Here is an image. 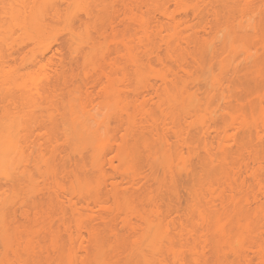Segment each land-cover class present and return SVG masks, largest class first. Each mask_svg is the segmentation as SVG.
Segmentation results:
<instances>
[{
    "label": "rangeland",
    "instance_id": "obj_1",
    "mask_svg": "<svg viewBox=\"0 0 264 264\" xmlns=\"http://www.w3.org/2000/svg\"><path fill=\"white\" fill-rule=\"evenodd\" d=\"M149 1L153 2L152 0ZM149 1L147 2L150 3ZM160 1L159 5L156 4L158 6H155L154 3L159 2V0H154V3L148 5L147 2L143 1L147 6L140 4L141 7L139 9L140 5L137 3L140 2L136 0H0V29L2 30L0 31V55L2 56L0 58V78L6 71V73L9 71V74L11 71L13 72L12 74L20 75L21 79H24L26 86L19 90H7L4 87L0 89V113L6 114L9 111L8 115L16 118V121H13V130H10L11 132L13 131V135L20 136L19 138L23 137L20 140L21 149L24 151V158L26 155L29 160L22 161H25L23 163L26 164V171L32 174H30L32 177H29L30 175L26 172L28 175V177L25 176L26 179L23 176L24 181L22 182H26L29 189L26 188L24 183L22 188L18 187L21 182L18 178L22 177L19 176V173L17 175L18 178L16 177L17 179L13 178L16 180L15 182L19 180V183L11 182L16 169L13 171L14 174L9 169L12 172L11 177L9 172L0 174V199L8 201L11 198L10 201L12 202L4 203L2 208H4V211L11 209L15 212V217H13L15 222L12 220L15 224L11 220L9 223L17 225V229L20 230V232L17 231L20 235L19 241L17 240L19 242L18 246L22 244L20 246L22 248L25 237L33 231L34 238L35 235L37 238H35L37 241L33 238V241H36L34 244L35 255L37 254L38 258L41 257V259L37 258L38 260H36H42L43 264L47 262V264H83L88 258L85 257L86 249L87 251L93 249L89 236L91 230L99 231L102 235L105 250L104 257L108 261L105 264H136V259L142 253L138 252L139 244L136 247L133 241L139 238L140 233L149 224L151 229L156 230L154 232H158L161 236L166 235L172 241L171 248L166 250V238L164 236L161 238L162 247L159 249L158 264H216L217 257L215 256L217 255L212 250V238L216 233H213L212 229H208L210 225L202 218V214L207 208L203 198L198 197L201 194H208L206 191L208 189L207 183L212 180V176L207 174L210 165L207 157H205L204 145L225 137H240L242 135L245 137L243 146H237L236 143L234 144L231 141V138L225 145L228 148L225 168L230 171L231 176L227 178L221 176L222 173H219L216 175L218 179L211 181L214 189L212 204H218L215 195L219 192L220 187L227 185V183H232L239 187V190L235 191L233 189L225 192V197H228L229 193L232 192L235 196L233 199H238L239 204L244 208L241 222L236 226L233 223L230 229L233 230L234 234H238L239 231L244 232L243 224L249 222L256 227L257 231L256 234L246 237V240L244 239L243 241V246L244 244L246 246H244V251L247 256H233L230 253L225 264H261L253 254L252 247H250L253 239L261 242L264 247V191L260 190V182L264 185V140L260 141L255 135L261 128L255 129L254 127L252 130L246 131L238 127L237 120L225 123L229 115L219 109V107H223V104L231 103L235 96L240 95V88L237 87V78L234 77L232 71L229 70V67L221 69V65H225L227 61L220 63L219 59L220 57L221 60L224 58L226 54L224 53V55L222 52H225L227 48L218 46L220 43H228L229 40H232V30L238 20L226 19L225 16H229L225 12L223 13L225 16H219L220 14L217 17L213 16L212 7L210 6L217 5L216 0H211L214 5H211L208 0ZM236 1L238 6H235V9L240 8V13H245V0ZM189 4L199 5L207 13L203 11L204 15L202 14V17H195L191 12L192 5L189 7ZM256 4L262 9L264 0H254L252 5L256 6ZM32 8L37 9V12L40 13V17L38 16L40 22L37 20L38 23L35 26L38 31L31 28L28 20L26 24L28 23L27 27L29 30L27 31L26 27L23 30L20 29L26 20L23 19L24 22H22V17H19L22 24H15L16 22L12 21L13 14L11 13L13 11L18 13L17 10H20L19 12L25 10L27 13ZM162 9H167L168 12L174 13L175 21L178 24L176 29L178 33L175 31L177 33L176 36L172 35L174 34L173 30L169 31L166 29L171 21L160 13ZM242 9L245 11L243 12ZM238 10L236 9V12ZM9 15H12L11 20ZM143 23H148V30L141 28ZM231 23L234 24L231 25ZM3 27H6L4 29V31L7 30L6 32L3 31ZM167 37L170 40L177 39V42L180 41L178 43H183L180 45L185 46V48L183 47L184 51L187 50V54L184 55L183 59L180 58L181 60H179L177 56L171 57L167 55V45L164 43V39ZM186 40L190 41L189 44L186 43L188 45L185 44ZM201 41L204 43L209 41L207 42L209 43L208 46H214L211 47L214 51L211 49L207 50L208 53L215 52V56L211 55L214 58L209 61L207 57L209 54L207 53V56L205 54L209 65L206 64L202 57V63L199 60L202 65L205 62L204 65L209 66V69L205 68L207 66L201 67L197 65L195 62L197 60L193 57L195 52L198 55L197 43ZM128 42L130 45H128ZM147 43L146 47L145 44ZM128 46L130 47L129 54ZM226 46L228 47V45ZM146 49L149 50L148 54L144 53ZM230 49L228 48V50ZM60 50H62V53H60ZM231 51L234 52L233 50ZM232 52L229 53L227 51L233 57L238 56L239 52H236L237 54L235 52L232 54ZM217 54H221L220 57H217ZM68 57L70 58L68 59ZM229 57L231 58V56ZM229 57V60L234 59ZM64 63L66 64L64 65ZM181 66H184V68L182 67L184 70ZM232 66H236L234 68L235 73L240 76H244L248 69L249 72L252 71L251 62L245 61L240 55ZM185 69H187V72H185ZM162 74H168L170 78L172 77L171 81L176 76L182 77L180 79L186 81L187 89L194 93V96H196L195 101L198 100L202 105L196 112V116L200 121L194 123L197 117L194 112L190 111L183 118L181 117V126L173 124L171 121L172 115L178 114V112L172 109L170 95L164 94L165 91L162 90L163 84L159 78ZM210 76L219 77L223 79L222 81H227L223 82V84L216 83L214 85ZM63 77L64 79H62ZM57 78L61 79L58 80ZM251 82L253 83V81ZM51 84L52 87L56 88L53 89L48 86ZM150 84H152V87L158 88L157 94L156 92L148 93V91L154 89L149 88L150 90H148L147 86ZM167 84L169 86L170 82L168 81ZM145 85L147 86L144 87ZM257 85L259 86V88L257 86L259 94H262L263 97L260 103L264 106V83ZM216 86H218V89ZM222 87H228L233 97L231 94L223 95L224 88ZM47 88L52 90L53 95L50 93L51 90L44 93ZM134 90L143 91L144 96L141 94L143 96V99H141L140 95H138L137 105H128V112L133 115L134 121L139 123L134 128L136 131L134 130L131 133L132 130L130 131L129 129L132 126L128 125L126 120L128 117H123L128 112H124V109H122L125 115L122 114L123 112L118 111L121 115L115 116L113 114L116 113L107 110V104L113 101L111 98L113 92L123 93L127 97L128 94L133 95L131 91ZM256 96V94L250 95L249 99H254ZM66 99L73 101L76 108H79V103H82L87 110H92L96 114L98 112L104 113V115L100 113V117L103 118L104 122L100 137L101 147L99 149L102 170V189L100 192L80 193L78 190L73 189L74 174L72 175V173H75L76 166L84 161L79 159L80 156L78 157L80 153H78L77 147L80 142L75 140L77 136L70 127L66 131V128L62 127L63 124L60 122L58 124L60 126H56L57 129L51 127L53 119L61 120V104ZM208 102H210V108L206 109ZM139 104H142V106ZM3 108L7 110L2 112ZM52 113L56 117L54 116L53 118L51 116ZM1 114V119L4 116H8ZM73 115L77 118L75 114ZM26 116L30 119L28 120ZM2 121L4 122V120ZM154 121L157 122L153 123ZM261 122L264 124V111ZM4 123L2 126H4ZM17 123H20V126ZM259 124L261 123L258 121ZM91 125L95 124L92 123ZM201 126H203L206 133L201 132ZM138 131H140L139 134H142L141 131H143L148 135H146L147 139L143 143L147 142L146 144H150L144 147L146 144L138 143V157L129 165L128 163H119L114 156L121 151L123 145L126 144L128 146V143H136V139H134L136 135L134 133ZM158 135H163L168 143L174 144L179 149L187 160L186 166L177 165L175 160L168 165L162 161L161 158L166 156L169 151H167V144L163 146L155 144L156 141H159L156 138ZM68 137L69 139H67ZM30 139L33 144L30 143ZM64 139L70 144L66 145ZM153 146L156 150L161 147L162 152L164 151L162 155L157 152L156 156L158 159H155L151 152L148 151ZM84 149L88 151L89 148ZM67 150V156L70 159L65 157ZM80 150V152L83 151L81 148ZM85 150L81 153L85 157H81L86 160L88 152ZM34 159L38 164H35L36 161ZM43 162L45 164L49 162L47 166L52 167H48V169L45 164H41ZM19 164L21 165V163ZM88 164L89 162L87 161L86 164L85 161L84 165L80 166L84 167ZM20 165H18L19 168L22 166ZM12 166L15 168L14 165ZM38 166L39 170L36 169ZM87 167L88 170L89 165ZM246 167L248 171H245ZM19 168H17V172ZM80 168L78 167V170ZM41 170L43 171V173L41 172L42 176ZM78 170L75 174L79 172ZM82 170L81 168L80 173ZM165 170L172 171L178 177L175 178L177 179L176 182H178L177 185H179L175 197L172 195V191L169 190L170 178L164 172ZM250 171L256 173L255 177L251 176ZM28 178L32 179L28 180ZM132 179L134 183L131 182ZM227 179L228 181H224ZM112 186H117V191L113 192L111 190ZM37 189L40 190L38 191ZM31 191L32 194L30 193ZM27 193L31 195L29 196ZM32 195L35 198L32 199ZM49 197L52 198L48 199ZM125 197L130 202L126 203ZM31 199H35L34 201L39 200L41 208H37L34 211L33 208H29V203L32 202ZM55 200L58 201L56 202ZM23 202L28 206H24ZM46 203L47 205L52 203V205L49 204L47 206ZM43 205L46 208L50 206L49 208L52 210L46 209ZM21 206L23 209L28 210V218L22 214ZM46 210L47 213L49 210V214L46 213ZM35 212L36 214L39 213V216L35 215ZM42 213L43 216L40 217ZM34 215L42 220L45 217L47 219V215H49L48 219L51 220L49 224L51 227L46 219L44 221L46 220L47 224L43 221L41 224H35V227L36 217ZM7 217L6 220L8 219ZM7 221L6 229L12 232L13 224H9ZM38 222L41 221L38 220ZM29 225H32L34 230ZM47 226L52 228L51 230L54 231L53 235H57L60 242V250L63 253L57 254L53 250L57 254L55 255L51 251L49 247L51 245H49L51 237L49 235L51 232L49 233V231L51 230L50 228L48 230ZM24 228H31V233L22 231V229L25 230ZM14 231L11 237L12 239H18L16 238L18 233L16 234ZM17 241L13 240L11 247H15ZM239 245V243H234L235 248H238ZM248 247H250V250ZM142 248L144 250L143 254L151 258V252L146 250L149 248L144 247V245H142ZM0 252H2V248ZM7 253L9 254L7 257L13 258L11 249H8ZM45 256L51 259L45 262ZM2 263L4 264V260Z\"/></svg>",
    "mask_w": 264,
    "mask_h": 264
},
{
    "label": "bare ground",
    "instance_id": "obj_2",
    "mask_svg": "<svg viewBox=\"0 0 264 264\" xmlns=\"http://www.w3.org/2000/svg\"><path fill=\"white\" fill-rule=\"evenodd\" d=\"M44 1V0H42ZM137 2H140V3H137V4H145L143 1L147 2L149 0H136ZM153 2H150V3H154V0H152ZM158 1V0H156ZM184 1V0H182ZM194 1V0H193ZM211 5H214L213 2H211V0H208ZM214 1V0H212ZM244 1V0H243ZM161 1L159 0V2H155V6H158ZM189 2V1H188ZM217 5H214V6H210L212 7V14H214L213 16L217 17L218 14H220L219 16H222L223 13H227V15L229 17H233V18H229L225 15V18L227 19H234L235 21H237L233 27V30H232V34H231V38L232 40H229L228 43H220L218 44L219 47H225V49L227 48V50L224 52H222L225 56L224 58H222L221 60V57L220 55L217 54V57H220V63H222L223 61H227V63H225V65H221V69H226L227 67H229V70L232 71L233 75L236 79V81L238 82L237 83V87L240 88V95L238 96H235L233 98V100L231 101V103L227 102L225 104H223V107H219L220 110L222 111H225L228 115H229V118L226 120L225 123H230V121L232 120H237V123H238V127L243 129V130H252V128L255 127V129H257L258 127H260L261 129L259 131H257L255 133L256 135V138L259 139L260 141L264 140V124L261 122V118L263 117V111H264V106L261 105L260 101L263 100V97H262V94H259V89H257V84H262V82L264 83V12L262 13V11L264 10V6L262 9H260L261 7L258 6V4H256V6H253V2L254 0H245L244 1V5L246 6V12L243 13L245 10L242 9V13H240V8H236L238 11L236 12V9H235V6H238L236 5L237 4V1L236 0H216L215 1ZM214 2V3H215ZM135 3V4H136ZM147 2V5L150 4ZM196 3V2H195ZM158 4V5H156ZM206 4V3H205ZM141 5L139 6V9L141 7ZM145 4V7L147 6ZM190 5H192V14L195 15V17H202V14L204 12H206V10H204L202 7H200L199 5H196V4H189V7ZM203 5V4H202ZM251 6V8H249ZM217 6V8H216ZM214 7V8H213ZM137 8H138V5H137ZM189 9V8H188ZM234 12H233V10ZM261 12H260V10ZM31 10V11H30ZM27 13H29L27 15L26 11H21L19 12L17 10L18 13L14 12L11 13L13 14V17L12 15L10 16V20H11V17H12V21L14 20V22H16L15 24L19 23V24H22L21 23V18L19 17H22V22L23 19H25V23H23V27H21L20 25V29H25L24 27H26V30L28 31L29 28L27 27V20L31 26V28H35L36 26V23L37 20L39 21L38 19V16L40 17V13L37 12V9L35 8H32L30 9ZM130 10V8H129ZM16 11V10H15ZM150 11V10H149ZM204 11V12H203ZM56 12V11H55ZM236 12V14H235ZM240 14H239V13ZM21 13H24L21 15ZM161 14H163L164 17H166V19L170 20L171 23L170 25L166 28L167 30L171 31L173 30V33L172 34L173 36H176L177 35V27H178V24H177V21H175V17H174V13H171V12H168L167 9H162L160 11ZM186 13V12H185ZM207 13V12H206ZM205 13V14H206ZM230 13H234V14H231ZM201 14V15H200ZM241 15V18L239 19V17ZM17 15V16H16ZM27 15V17H26ZM197 15V16H196ZM199 15V16H198ZM204 15V14H203ZM236 15V16H234ZM15 16V17H14ZM17 17V18H16ZM26 17V18H24ZM238 17V18H237ZM16 18V19H14ZM237 18V19H236ZM244 18V19H243ZM19 19V20H17ZM196 20V19H195ZM201 20V19H200ZM233 20V22H234ZM231 21V20H230ZM40 22V21H39ZM225 22V21H224ZM228 23V22H227ZM230 23V22H229ZM12 24V23H11ZM18 24V25H19ZM234 23H231V25H233ZM3 25V24H2ZM10 25V24H9ZM7 26V25H5ZM11 27V26H10ZM6 28V27H5ZM3 27V31L5 29ZM141 28L143 30H148V23H143L141 25ZM11 29V28H9ZM37 30V29H36ZM0 31H2L0 29ZM7 31V30H6ZM4 31V32H6ZM25 31V30H24ZM38 31V30H37ZM177 33H176V32ZM35 32V31H34ZM228 34V32H227ZM37 37V35H36ZM230 38V37H229ZM38 41V40H37ZM187 42L186 43H190L189 40H186ZM210 41V40H209ZM207 41V42H209ZM228 41V40H227ZM130 42V40H129ZM128 42V45H130ZM180 42V41H178ZM177 42V39H173V40H170L168 37L166 39H164V43L167 45V50H166V53L167 55L169 56H177V59L181 60L183 59V57H185L184 55L187 54V50L184 51L183 50V47L185 48V46H181L180 44H183V43H178ZM206 42V41H205ZM204 43L203 41L197 43V51L198 52V55H197V52H195L193 54V57H195V59L198 61H195L197 63V65H200L201 67H204V66H207V65H204L205 62H203V65L201 64L202 61H206V64L209 65V61L210 59L214 58L213 56H215V52L213 53H208L207 50H213V48L211 47H214V46H208L209 43ZM211 42V41H210ZM186 44V45H188ZM211 44V43H210ZM214 45V43H212ZM222 44V45H221ZM146 47L148 45L145 44ZM228 45V47L226 46ZM60 47V46H59ZM58 47V48H59ZM64 47V46H63ZM72 47V46H71ZM70 47V48H71ZM127 47V46H126ZM129 47V46H128ZM182 47V48H181ZM210 47V48H209ZM223 47V48H224ZM252 47V49H251ZM62 48V47H61ZM69 48V49H70ZM228 48H232L230 50H228ZM128 54L130 52V47L128 48ZM59 50V49H58ZM148 49H146L144 52L145 54H148L149 50L147 51ZM218 50V49H217ZM233 50L235 53L239 52L237 55L239 56H242V59H244L245 61H250L252 66V71L249 72V69L244 73V76H240V75H237L234 70V68L236 66H232L233 65V62L238 58L237 57H233L231 53ZM57 51V50H56ZM55 51V52H56ZM62 53V50H60ZM131 51H132V48H131ZM183 51V52H182ZM206 51V53H204ZM210 51V52H212ZM227 51H229V53H227ZM54 52V51H53ZM133 52V51H132ZM219 52V51H218ZM232 52V54L234 53ZM58 53V54H60ZM64 53V52H63ZM200 53V54H199ZM209 55H208V54ZM152 54V52H151ZM205 54L206 56L208 57L209 61L206 60L207 57H205ZM228 54V55H227ZM64 55V54H63ZM157 55V54H156ZM181 55V56H180ZM211 55H213L211 57ZM59 56V55H58ZM61 56V55H60ZM158 56V55H157ZM167 56V57H169ZM180 56V57H179ZM200 56V57H199ZM229 56H231V58L233 57L234 59H231ZM2 56L0 55V58ZM203 60H202V58ZM205 57V58H204ZM223 57V56H222ZM228 57L231 59L229 60ZM60 58V57H59ZM63 58V57H62ZM70 57H68L69 59ZM181 58V59H180ZM197 58H201V59H197ZM56 59V58H55ZM64 59V58H63ZM185 59V58H184ZM193 58V60H195ZM240 59V58H239ZM61 60V58H60ZM66 60V59H65ZM199 60H201V63H199ZM208 61V63H207ZM185 62V61H184ZM62 63V62H61ZM199 63V64H198ZM66 63H64L65 65ZM181 65V64H180ZM62 67V66H61ZM184 68V66H181V68ZM209 66L205 67V68H208ZM182 68V69H183ZM209 69V68H208ZM207 69V70H208ZM184 70V69H183ZM187 72V69H185ZM61 71V69H60ZM64 71V70H63ZM7 72V71H6ZM4 73L1 75V80H0V89H2V87H4L5 89H16V90H19L20 88H24L25 86V81L24 79H21V76L20 75H16V74H12L13 72L10 71V74H9V71L8 73ZM62 72V71H61ZM173 73V72H172ZM1 74V73H0ZM6 74V75H5ZM62 74V73H61ZM172 75V74H171ZM62 76V75H61ZM64 76V75H63ZM140 76V75H139ZM174 76V75H173ZM65 77V76H64ZM64 77L62 79H64ZM211 80L213 81L212 83L215 85L216 83H222L227 81H222L223 79L219 78V77H212L210 76ZM222 77V76H221ZM226 77V76H225ZM3 78V79H2ZM161 79V82L163 84V87H162V90L165 91L164 94H169L170 95V98H171V104H172V109L177 111L178 114H173L172 115V118H171V121L173 122L174 125L176 126H181V117L183 118L184 115L187 114V112H194V115L196 116V112L200 109V107L202 106L199 101H195V97L194 96V93L190 92L187 87H186V81L185 80H181L180 78L182 77H175L173 79V81H171L172 77L170 78V76H168V74H162L160 75L159 77ZM214 78V79H213ZM224 78V77H223ZM58 79V78H57ZM61 79V78H59ZM58 79V80H59ZM56 80V79H55ZM57 80V81H58ZM218 80L222 81V82H219ZM260 80V81H259ZM143 81V80H142ZM170 82V85L168 86L167 82ZM253 81V83L251 82ZM261 83H259V82ZM49 82V81H48ZM47 82V83H48ZM46 83V84H47ZM58 83V82H56ZM252 83V84H251ZM6 84V85H4ZM11 85V86H7V85ZM49 84V83H48ZM217 84V85H218ZM3 85V86H2ZM56 85V84H55ZM148 85V84H147ZM147 85H145L144 87H146ZM152 84H150L148 87V90H150L149 88H154V89H151V91H148V93L150 92H156L157 94V90L158 88L155 86H151ZM47 86V85H46ZM48 86H51L52 87V84L51 85H48ZM47 86V87H48ZM26 87V86H25ZM217 89H218V86H216ZM53 89H55L54 87H52ZM224 88V94L221 92V95H230V89L228 87H222ZM259 88V86H258ZM226 89V90H225ZM49 89H45L44 93L46 92H50V90L48 91ZM154 90V91H152ZM139 90H134V91H131V94L133 95H129L128 94V98L123 94V93H117V92H113L111 94V98L113 99L112 102H109L107 104V110H110L112 111L113 113H116V114H113L115 116H118V115H121L120 112H128V105H132V106H135L137 105V100H138V95H140L141 99H143V94L144 92L142 93L141 91ZM226 91V92H225ZM258 91V93H257ZM38 92V91H37ZM141 92V93H140ZM146 92H147V88H146ZM52 95H53V92L51 90ZM227 93V94H226ZM141 94L143 96H141ZM253 94H256V98L254 99H249L250 98V95H253ZM222 95V96H223ZM62 96V95H61ZM146 96V95H145ZM231 96L233 97V95L231 94ZM140 99V98H139ZM61 101V100H60ZM258 101V102H256ZM233 102H235L233 104ZM210 102H208V106L206 105V109H209L210 108ZM62 110H61V120L60 121H57V119H53L54 116H53V113H52V120L51 122V127L57 129L56 126H58V124H63L62 127H65L66 131L67 129H70L74 131V133L76 134L77 138L75 140L79 141L80 144L79 146L77 147V151L78 153V157L80 156H83V154H81L82 152H84V148L88 149V152L87 156L88 158L85 160V158L83 159V157H79V159H82L84 160L83 163L81 161H78V162H81L80 165H84L85 161H86V164H87V161L89 162V169L87 170V166H80V165H77V160H76V170L74 171L76 173V171L78 170V167H81L83 170L81 171L80 173V170H78L79 172H77V174L79 173V175L75 174V173H72L73 175V181H74V184H73V189L74 190H78L80 193L82 192H90V191H94V192H100L101 189H102V181H101V177H102V170H101V158H100V147H101V141H100V137H101V130L103 129V125H104V122H103V118L100 117V113L101 112H98L96 114V112L92 111V110H87L85 109L84 105L82 103H79V108H76V106L74 105V102L71 101V100H68L66 99L65 101L62 102ZM140 106H142V104H139ZM127 106V107H126ZM56 107V106H55ZM126 108V109H125ZM29 109V108H28ZM122 109H124L122 111ZM7 109H2V112L6 111ZM1 111V110H0ZM27 112V110H25ZM56 111V110H55ZM120 111V112H118ZM9 112V111H8ZM6 112L5 115H8L9 113ZM29 112V111H28ZM58 112V111H57ZM76 112V113H75ZM122 113L125 115V113ZM120 113V114H119ZM1 114V113H0ZM3 113L1 115H4ZM13 114V113H12ZM27 114V113H26ZM25 114V115H26ZM29 114V113H28ZM31 114V113H30ZM75 114L77 116V118L73 115ZM82 114V115H81ZM127 115L123 116V117H128L126 120L128 121V125H131L132 128H130L129 130L131 131V133L135 130L134 128L137 127L139 125V123H137L136 121H134L133 119V115L131 113H126ZM226 114V115H227ZM33 115V114H32ZM81 115V116H80ZM101 115H104V113L102 112ZM227 115V116H228ZM11 116V117H10ZM30 116V115H29ZM2 117V116H1ZM0 117V174H5V173H8L9 172V176L11 175V173L13 172L14 176H12V179H17V175L19 173V176H22V177H19L18 179L22 182L24 181V179H26V177H28L27 174H31V173H28L26 171V164H24L23 162L25 161H22V160H29L26 155H25V158H24V151L23 149H21V143H20V140L21 138H19L20 136H15V134L13 135V131L11 132V130H13V126H14V122L13 121H16V118H13L14 116L12 115H8V116H4L2 119ZM9 117V118H8ZM16 117V116H15ZM27 117V116H26ZM50 117V116H49ZM56 117V116H55ZM197 117V116H196ZM28 118V117H27ZM58 118V117H57ZM120 118V116H119ZM6 119V120H5ZM7 119H8V122H7ZM13 119V120H12ZM30 118H28L29 120ZM69 119V120H68ZM125 119V118H124ZM2 120H4V123ZM62 121V122H61ZM198 121H200V119L197 117L196 121L194 123H197ZM258 121L261 123L258 125ZM12 122V123H11ZM56 122V124H55ZM60 122V123H59ZM157 121H154L153 123H155ZM4 123V126H2ZM11 123V124H10ZM49 123V122H48ZM72 123V124H71ZM92 123H94L95 125H91ZM7 124V125H5ZM13 124V125H12ZM18 124V123H17ZM157 124V123H156ZM20 126V123L18 124ZM60 126V125H59ZM58 126V127H59ZM94 126V128H93ZM10 127V128H9ZM70 127V128H69ZM177 129H180L179 127H176ZM11 129V130H10ZM19 130V129H18ZM200 130L201 132H205V130L203 129V126L200 127ZM57 131V130H55ZM62 131V130H61ZM136 131V130H135ZM20 132V131H19ZM64 132V131H63ZM72 132V131H71ZM140 131L134 133V139H136V143L134 144H129L128 143V146L125 144L123 145V148L121 149V151L119 153H117L114 157L119 161V163H123V164H127L128 165L130 163H132L136 157H138V153H139V144H143L145 145L146 143H143L146 139H147V134L143 131H141L142 134H139ZM206 133V132H205ZM67 134V133H66ZM147 135V136H146ZM68 136V135H67ZM71 136V135H70ZM63 137V136H62ZM65 137V136H64ZM157 139H159V141H156L155 144H160V145H165L167 144V151H169L168 154H166V156L162 157V161L165 162L167 165L170 163V162H173V160L176 161L177 165H184L186 166V162L187 160L185 159V156H183L182 153H180L179 149L174 145V144H170L167 142L166 138L163 136V135H158L156 137ZM231 141L237 146H243V144L245 143V137L244 135L240 136V137H237V136H231ZM230 138H222L218 141H214V142H211L209 143L208 145L205 144L204 145V152L205 153V157H207L208 159V162H209V169H208V172L207 174L209 176H212V180H216L218 178H216V175L219 174V173H222L221 176H225L227 178H230L231 176V173L230 171H228L225 166L227 165V162H226V159H227V150L228 148L225 146L228 142V140ZM69 139V137L67 138ZM31 140V139H30ZM59 140V139H58ZM62 140V139H61ZM60 140V141H61ZM65 141V139H64ZM63 142V141H61ZM66 145H68V141L66 140ZM32 143V140L31 142ZM78 143V142H77ZM139 143V144H138ZM33 144V143H32ZM31 144V145H32ZM62 144H65V143H62ZM61 144V145H62ZM70 144V143H69ZM82 144V145H81ZM150 143L146 144L144 147H147V145H149ZM160 145H157V146H160ZM71 146V145H70ZM83 146V147H82ZM57 147V145H56ZM88 147V148H87ZM71 148V147H70ZM80 148L83 150L82 152H80ZM59 149V148H58ZM61 149V148H60ZM62 150V149H61ZM70 150V149H69ZM90 150V151H89ZM65 151V150H63ZM75 151V150H74ZM149 152H151V154L154 156L155 159H158L156 154L157 152H159L161 155L164 153V151L162 152V149L161 147H158V149L156 150L153 146V148H149L148 149ZM52 152V151H51ZM90 152V153H89ZM55 153V152H54ZM53 153V154H54ZM38 154V153H37ZM59 154V153H58ZM61 155V154H60ZM58 155V156H60ZM65 155V154H64ZM68 150H67V154L65 155V157H68ZM70 156V155H69ZM41 157H43L41 155ZM57 157V156H56ZM77 157V156H76ZM27 158V159H26ZM46 158V157H45ZM70 159V157H68ZM67 158V159H68ZM36 159V158H35ZM34 159V160H35ZM39 159V158H38ZM57 159V158H56ZM59 159V157H58ZM62 160V158H60ZM89 159V160H88ZM21 160V161H20ZM37 160V159H36ZM35 160V161H36ZM49 160V159H48ZM20 161V162H19ZM38 161V160H37ZM37 161L35 162V164H38ZM45 161V160H44ZM50 161V160H49ZM15 162V163H14ZM21 163V166L19 163ZM32 162V161H31ZM68 162V161H67ZM13 163V164H12ZM23 163V164H22ZM49 163V162H48ZM48 163H41V164H45V166H47ZM51 163V162H50ZM61 163V162H59ZM20 165L21 167V170L20 168L18 167V165ZM31 164V163H30ZM34 164V165H35ZM40 164V163H39ZM40 164V165H41ZM15 168H13V166ZM12 166V168H11ZM19 168L18 172H17V168ZM48 167H52V166H47ZM25 168V169H24ZM31 168V167H30ZM43 168V167H41ZM9 169L12 170V172L9 171ZM39 170V166L38 168H36ZM49 169V168H48ZM64 170V169H63ZM84 170H87V171H84ZM45 171V170H44ZM188 171V170H187ZM245 171H248V168L246 167L245 168ZM27 172V174H26ZM43 173V171L41 170L40 173ZM87 172V173H86ZM165 173H167L169 175V178H170V181H169V190L172 191V195L175 197L176 194H177V187L179 185L177 181V179L175 178H178L176 177L177 175L175 173H173L172 171L170 170H165L164 171ZM251 172V171H250ZM24 173V174H23ZM42 173H41V176H42ZM229 173V174H228ZM21 174V175H20ZM255 174L254 172H251V176L252 177H255ZM32 175V174H31ZM29 176V177H32V176ZM176 175V176H175ZM25 178H24V177ZM38 176V175H37ZM11 177V176H10ZM17 177V178H16ZM24 178V179H23ZM13 179V180H14ZM22 179V180H21ZM32 178H28V180H31ZM11 180V178H10ZM11 181L12 183H16L18 184L19 183V180H17L18 182H15L16 180L14 181ZM212 180H210L207 185H208V189L206 190L208 192V194L206 195H203L201 194L200 196H198L199 198H203V202L205 204V207L207 208V210L204 212V214H202V218L205 219V222H207L210 226L208 229H212L213 230V233H216L213 238H212V247H213V253L216 254L217 257L216 258V264H225L226 261H228V257L229 255L228 254H232L233 256H247V254L245 253L244 251V246H243V241L246 237H249L250 235H253V234H256V227L255 226H252L249 222H247L246 224H243L244 226V232L242 231H239L238 234H234L233 233V230L230 229L231 225L234 223L235 226L241 222V216L244 212V208L243 206H241L239 204V200L238 199H233V197H235L233 195L232 192H230L228 195V197L226 196L225 197V192L227 191H232L233 189L236 191V190H239L236 185H233L232 183H227V185H224L222 187H220L219 189V192L215 195L217 200H218V204H212V201H213V188H212ZM35 181V180H34ZM39 181V180H38ZM208 181V180H207ZM224 181H228L227 180H224ZM19 183L18 187H21L22 188V183ZM31 182V181H29ZM37 182V181H36ZM40 182V181H39ZM43 184L44 182L41 181ZM132 183H134L133 179L131 181ZM259 182V180H258ZM223 183V182H222ZM15 184V185H16ZM26 184V182L24 183ZM30 184V183H29ZM34 184V183H33ZM36 184V183H35ZM76 184V185H75ZM37 185V184H36ZM17 186V185H16ZM32 187V186H31ZM35 187V186H34ZM40 187V186H38ZM13 188V187H12ZM26 188L29 189V187L27 186L26 184ZM33 188V187H32ZM14 189V188H13ZM36 189V188H35ZM118 187L117 186H112L111 190L113 192L117 191ZM38 190V189H37ZM40 190V189H39ZM38 190V191H39ZM260 190L264 191V185L261 184L260 182ZM27 191V189H26ZM64 191V190H63ZM28 192V191H27ZM70 192V191H69ZM68 192V193H69ZM32 194V191L30 192ZM36 193V192H35ZM66 193V192H64ZM28 194V193H27ZM30 194V195H31ZM2 195V194H1ZM14 195V194H13ZM29 195V194H28ZM29 195V196H30ZM70 195V193H69ZM33 196V195H32ZM57 196V195H56ZM58 197V196H57ZM6 198V197H5ZM35 198L34 196L32 197V199ZM52 197H49L48 199H50ZM11 199V198H10ZM10 199L8 201H6L5 199L3 200L2 198L0 199L2 204H0V251H1V248H2V252H0V264L3 262L4 260V264H43V261L42 260H39L37 261L38 259H41L37 257V254L35 255V252H36V249H35V246L34 244L36 243V235H35V238H34V232L32 231L31 228H33L34 230V227L30 226L31 228L29 229H25L22 231H27L28 233H32L29 235L27 234V236L25 237V240H24V245L22 248H20V246L22 245H19V239H20V235L18 232H20L17 225H14L15 221L13 219V217H15L14 213L11 209L9 210H6L4 211V208H2V206H4V203H8L10 201ZM31 199V200H32ZM69 199V198H68ZM4 202H3V201ZM22 200V199H21ZM35 200V199H34ZM32 200L31 203H29L30 205L28 206L26 203V205L24 204V206H28L29 208H33V211L37 208H41V202L39 203V200L37 201H34ZM6 201V202H5ZM52 201V200H50ZM56 201V200H55ZM58 201V200H57ZM56 201V202H57ZM125 201L126 203L127 202H130L129 199H127L125 197ZM246 201H248L246 199ZM12 201H10L11 203ZM20 203V202H19ZM52 205V203H48V205ZM22 205V204H21ZM45 205V204H44ZM43 205V206H44ZM47 205V203H46ZM47 205V206H48ZM16 206V205H15ZM170 206V205H169ZM22 207V206H21ZM27 207V208H28ZM46 208V206H44ZM50 207V206H49ZM49 207H47L46 209H48ZM54 207V206H52ZM10 208V207H9ZM38 209V210H39ZM50 209V208H49ZM16 210V209H15ZM22 210V214L27 217V213H28V210L26 209H23V207L21 208ZM36 210V211H38ZM43 210V209H42ZM52 210V209H50ZM32 211V210H31ZM10 212V213H9ZM12 213V214H11ZM41 213V212H40ZM46 213H47V210H46ZM55 213V212H53ZM35 215H38L39 216V213L36 214V212L34 213ZM49 214V210H48V213ZM56 214V213H55ZM54 214V215H55ZM34 215V217H36ZM50 215H51V211H50ZM6 216H8L7 220H6ZM10 216V217H9ZM43 216V213L40 217ZM53 216V215H52ZM12 217V218H11ZM11 218V219H10ZM28 218V217H27ZM37 218V217H36ZM35 218V223H34V220L32 221L34 223V225H38L41 224L44 219H46V217L42 220L41 218L36 220ZM49 218V215H47V223L48 225L51 223V220L48 219ZM9 223V221L13 220L12 222L14 223H9V224H13L12 225V229L10 227V229L12 230V232L14 231L17 235H16V238L18 239H15L13 238L12 239V232H9L8 230L9 229H6L7 227V223L6 221ZM41 221V222H38ZM46 220L44 221L46 223ZM50 222H49V221ZM10 221V222H11ZM127 221V220H126ZM78 222V221H77ZM44 223V224H45ZM46 223V224H47ZM44 224H42L43 227ZM35 225V227H36ZM11 226V225H10ZM50 226V225H49ZM234 226V227H235ZM48 227V226H47ZM51 227V226H50ZM48 227V230L49 228ZM46 228V227H45ZM52 228H50L51 230ZM29 230V231H28ZM47 230V229H46ZM47 230V232H48ZM18 231V232H17ZM156 230H153L151 229L150 227V224L147 226L146 229H144L141 233H140V236L138 239H135L133 242H135V245L136 247L138 246V252L139 253H142V255H140L137 259H136V264H158V255H159V249L162 247L161 245V238L164 236V235H159L158 232H154ZM26 232V233H27ZM37 232V231H36ZM51 232V234L53 233L54 234V231L51 230L49 231V233ZM11 233V235H10ZM37 234V233H36ZM49 234L51 237H50V241H49V247L51 249V251L55 250L57 254H61V252L63 253L62 250H60V242L58 240V237L57 235H51ZM29 235V236H28ZM258 235V234H257ZM260 235V233H259ZM89 236H90V244L92 245L93 249L92 250H89L87 251V247L85 248L86 249V256L85 257H88L86 259V261H84L83 264H105L106 262H108L107 260H105V250H104V242H103V239H102V235L99 231H93L91 230L89 232ZM15 237V236H14ZM166 238V244H165V247H166V250L170 249L171 248V239L169 237H167L166 235L164 236ZM33 238L36 240V241H33ZM255 238V237H254ZM12 239V240H11ZM13 240L17 241L16 242V246L15 247H11L12 243H13ZM246 240V239H245ZM12 241V242H11ZM21 241V240H20ZM89 242V241H88ZM15 243V242H14ZM234 243H239V247L238 248H235L234 246ZM251 250L253 249V254L258 258L259 262L261 264H264V247L263 245L261 244V242H259L258 240L256 239H253L252 242H251ZM142 245H144V247H148L149 249H146L147 251H150L151 252V258H148L146 255H144V250L142 248ZM2 246V247H1ZM19 247V248H18ZM246 247V246H245ZM248 247V249L250 248ZM8 249H11V253H12V257H7L9 254L6 252L8 251ZM118 250V249H117ZM250 250V249H249ZM53 251V253L55 252ZM52 253V252H51ZM55 254V253H54ZM55 254V255H57ZM11 255V254H10ZM49 256V254H48ZM51 257V256H50ZM53 257V256H52ZM13 259V260H9V259ZM38 258V259H37ZM47 258V259H46ZM49 257L45 256V262H47ZM37 259V260H36ZM157 259V260H156ZM9 261V262H8ZM13 261V262H12ZM42 261V262H41ZM44 262V263H45ZM48 263V262H47ZM45 263V264H47ZM3 264V263H2Z\"/></svg>",
    "mask_w": 264,
    "mask_h": 264
}]
</instances>
